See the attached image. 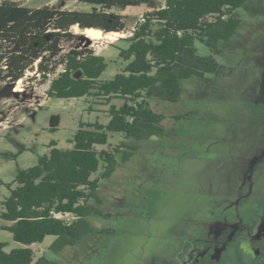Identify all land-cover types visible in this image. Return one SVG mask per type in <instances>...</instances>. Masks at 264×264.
Returning <instances> with one entry per match:
<instances>
[{
  "label": "rangeland",
  "instance_id": "1",
  "mask_svg": "<svg viewBox=\"0 0 264 264\" xmlns=\"http://www.w3.org/2000/svg\"><path fill=\"white\" fill-rule=\"evenodd\" d=\"M10 1L30 8L50 5L57 10H90V6L78 0ZM153 1L159 7L165 3V0ZM147 11V6L142 4L107 12L122 16L127 31L124 37H127ZM235 13L241 24L230 41L219 43L223 56L217 57L226 72L232 69V74L209 76L204 81L195 77L183 80L184 92L177 103L152 100L153 109L167 116L165 134L144 140L127 139L126 147L133 150L123 148L119 152L113 174L100 179L97 194L89 202L102 214L86 218L92 232L82 233L78 241L64 245L57 252L48 249L55 240L48 236L41 244L32 245L36 258L45 253L46 259L55 264L152 263L158 260L167 242L174 244L195 222L205 218L206 207L222 200L228 189L237 186L234 165L254 142L247 133V138L243 137L239 130L258 116L253 114L254 102L249 93L254 62L264 49V15L254 16L244 8ZM80 31L78 26L71 28L77 36L64 38L59 44L60 53L93 48L107 63L100 80H111L125 65L117 47L125 48L128 43L91 40ZM196 48L200 55L209 54L199 42ZM35 75L34 71H27L18 84L22 90L15 91L16 82L9 95L8 91L2 93L8 83L0 80V152L10 156L0 157L3 182L0 202L9 195L4 184L11 183L19 170L34 166L39 156L48 153L51 141L58 148L69 149L72 145L68 140L80 121H108L107 106L91 99L88 104L83 98H49L48 81L40 84L37 77L32 79ZM74 75L78 77L81 72ZM113 103L120 105L121 101ZM53 114L60 116V124L55 132H50L49 120ZM122 140L120 134L111 133L109 145L97 148L109 149ZM127 152L131 154L124 160ZM15 155L16 159L11 157ZM102 172L101 166L92 177ZM0 241L7 244L6 251L21 247L6 231L0 230ZM242 244L250 253L246 240Z\"/></svg>",
  "mask_w": 264,
  "mask_h": 264
},
{
  "label": "trees",
  "instance_id": "2",
  "mask_svg": "<svg viewBox=\"0 0 264 264\" xmlns=\"http://www.w3.org/2000/svg\"><path fill=\"white\" fill-rule=\"evenodd\" d=\"M78 1L90 10L30 8L10 0L0 3V80L14 84L27 71H34L37 75L32 79L37 77L40 84L48 81L49 98H83L86 103L91 99L107 106L108 115L106 123L80 121L68 140L71 148H58L51 141L48 153L39 156L34 166L19 170L11 183L4 184L9 195L0 202V230L9 232L21 247L6 251L7 244L0 241V264H55L45 253L36 258L32 245L55 237L48 249L57 252L78 241L82 233L92 232L86 218L102 214L89 202L97 194L100 179L113 174L119 152L133 150L126 147V140L165 134L167 116L153 109L151 101L177 103L184 92L183 80L231 75L232 69L226 72L217 57L223 56L219 43L230 41L241 24L236 10L264 15V0H165L160 7L153 0ZM142 4L148 8L142 21L129 36L117 40L128 43L117 47L125 65L111 80H100L107 63L93 48L60 53V42L77 36L71 32L74 26L127 32L122 16L107 11ZM197 42L209 54H198ZM76 72L81 75L76 77ZM59 124L60 116L51 115L49 131L55 132ZM111 133L123 140L98 149L109 145ZM0 157L10 156L0 152ZM101 166L103 172L93 178Z\"/></svg>",
  "mask_w": 264,
  "mask_h": 264
},
{
  "label": "flooded vegetation",
  "instance_id": "3",
  "mask_svg": "<svg viewBox=\"0 0 264 264\" xmlns=\"http://www.w3.org/2000/svg\"><path fill=\"white\" fill-rule=\"evenodd\" d=\"M253 71L249 97L258 116L243 124L239 131L244 136L238 131L254 142L234 165L237 186L206 207L205 218L174 244L167 242L149 264H264V49ZM245 240L250 253L243 248Z\"/></svg>",
  "mask_w": 264,
  "mask_h": 264
},
{
  "label": "bare ground",
  "instance_id": "4",
  "mask_svg": "<svg viewBox=\"0 0 264 264\" xmlns=\"http://www.w3.org/2000/svg\"><path fill=\"white\" fill-rule=\"evenodd\" d=\"M74 28H77V26H74ZM81 35L86 36L87 38L91 40H97L99 39H106L110 42L118 40V38H124L125 33L122 32H108V33H103L99 29H94V28H86L80 31ZM22 79H19L17 81V85L15 87V91H21L22 89L18 87V84H20Z\"/></svg>",
  "mask_w": 264,
  "mask_h": 264
},
{
  "label": "water",
  "instance_id": "5",
  "mask_svg": "<svg viewBox=\"0 0 264 264\" xmlns=\"http://www.w3.org/2000/svg\"><path fill=\"white\" fill-rule=\"evenodd\" d=\"M12 88H13V84H9V83H8V84L5 85V87H4L3 91H2V93L4 94L5 92L8 91L7 94L9 95V90L12 89Z\"/></svg>",
  "mask_w": 264,
  "mask_h": 264
},
{
  "label": "built area",
  "instance_id": "6",
  "mask_svg": "<svg viewBox=\"0 0 264 264\" xmlns=\"http://www.w3.org/2000/svg\"><path fill=\"white\" fill-rule=\"evenodd\" d=\"M140 21H142V17L140 18Z\"/></svg>",
  "mask_w": 264,
  "mask_h": 264
}]
</instances>
